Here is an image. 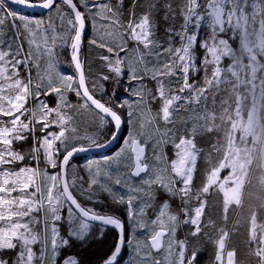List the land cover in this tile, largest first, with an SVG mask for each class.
<instances>
[{
    "label": "trees",
    "instance_id": "16d2710c",
    "mask_svg": "<svg viewBox=\"0 0 264 264\" xmlns=\"http://www.w3.org/2000/svg\"><path fill=\"white\" fill-rule=\"evenodd\" d=\"M26 1L41 3L46 0ZM73 1L85 15L88 23L82 59L89 89L99 101L115 110L123 118L126 127L124 138L128 133L131 117V108L125 100V97H130V93L125 90V87L135 80L127 79L128 70H125L121 80L115 76L110 67V60L114 56L121 58L122 51L119 47L91 35L92 18L89 6L97 10V2L107 3L110 10L120 19L124 36L130 46L135 45L134 31L138 29L142 21H147L151 41L160 51L162 58L169 60L172 56L176 60L174 72L147 78L146 81L150 88L152 109L160 112L163 102L159 97V84L162 79L175 78L172 81L162 82V85L167 82L174 84V89L170 93H176L179 96V102L176 105L178 115L176 113L175 138H170L165 147L168 161L171 162L177 157L182 140L192 144L197 153L190 183H184L181 176L175 175L177 190L183 192L182 197H171L161 190L152 208L155 212L163 202L169 201L182 218V229L179 230L178 237L185 248L183 264H221L219 260L221 253H230L233 264H264V154L261 147L250 163L237 201L228 202L225 192L217 182L208 185L212 166H218L224 161L228 147L230 148L232 144L233 127L237 122L238 112L244 118L248 117L257 95L252 87L249 73L246 75L247 79L242 81L241 77L229 67V57H225L224 62L218 59L222 40L228 41L234 50H238L241 43L240 34L238 32L232 34L226 27L216 23L211 13L215 0H84L88 10L83 5V0ZM248 2L246 12L251 13L252 30L256 32L262 26L259 23L264 12L257 14L252 5V2L256 4V1ZM57 4H61L69 14L74 24V31L69 42L64 41V46L57 44L54 40L58 62L56 67H60V71L71 72L79 91L77 94L73 90L68 93L64 85L49 84L44 81L41 85L33 83L30 89L32 100H30V91L27 90L25 107L22 111L14 115L9 112L16 109L1 112L0 169L32 167L34 172L37 169L40 170L43 176L47 165L48 170L58 173L60 178L61 161L68 151L62 149L64 140L56 139V157L53 166L45 161L47 154L44 141L54 140L51 134L57 133L60 127L66 129L67 137L73 108L85 101L71 59L76 22L69 7L61 2H57L48 12L40 14L19 11L8 3L14 13H24L33 17L45 16L55 10ZM236 6L238 8L239 4L236 3ZM234 8L233 5H228V13ZM258 8L264 11V0H260ZM53 23L60 26L59 21ZM19 26L21 27V24ZM22 32L21 36L15 31L17 39L14 37L12 43L18 52L16 54L17 69L26 74V64L22 60L23 55L24 57L26 55L25 49V53L22 51V45L27 49L24 37L26 32L23 29ZM188 49L191 52L186 57L184 54ZM120 60L123 61V59ZM260 61L262 69L259 72V78L264 81V55H260ZM220 68L222 71L219 76ZM37 91L38 97L35 94L38 93ZM262 91L263 99L259 111L264 124V83ZM63 93L67 94L63 95ZM153 98L156 100L154 101ZM41 101L42 108H40ZM66 104L70 105L69 108H65ZM6 105L11 107L9 103ZM57 109L60 111L63 109L60 113L66 116V122L63 124L62 119L58 118L60 113L56 114ZM113 132L114 125L107 121L98 136L99 144L105 143ZM34 146L37 147V154ZM9 153L13 157L9 156ZM14 154L20 156L21 160ZM88 157L92 156H81L70 162L69 180L71 163L78 159L83 163ZM37 174L39 176L38 172ZM37 179L41 181L39 177ZM9 186L12 185L9 184L6 190L3 185L6 193H0L7 200V205L0 207V212L4 215L18 209L20 213L0 217V264H30L31 259L27 256L31 254L30 249L33 248L31 239L33 242L35 238L40 242L43 240L44 219L47 224H53L56 229H59L58 238L66 241L65 249L62 248V244L56 249V264H64L67 260L71 264H103L114 253L118 241V234L115 231L91 224L86 237L79 239L72 233L73 228L78 229L80 224L74 216L81 221L82 219L75 213L69 214L67 207L53 208V205L44 204L50 200L53 203L58 197L61 202H65L61 182L59 184L61 192L55 191L57 187L55 185L52 186V193L44 186L46 200L43 206L46 211L39 209L38 202L43 192L39 193L38 185L37 187L33 185L25 195L19 194L20 197L18 194L14 195ZM71 189L84 207L92 206L103 212L98 215H113L123 220L128 238L130 216L126 209L127 205L119 203L120 201L116 198L101 190L90 193V198L87 199L75 191L73 186ZM9 197H11L10 201H8ZM28 200H31V205L27 203ZM26 207L29 213L23 214L22 210ZM59 213L62 216L60 219L57 218ZM29 227L32 229L30 233ZM48 235L51 236L50 233ZM36 247L35 253L39 254L33 257V262L40 264L42 253L38 249V244ZM129 249L126 248L118 264L126 260ZM190 258L191 263H189Z\"/></svg>",
    "mask_w": 264,
    "mask_h": 264
},
{
    "label": "rangeland",
    "instance_id": "374dc122",
    "mask_svg": "<svg viewBox=\"0 0 264 264\" xmlns=\"http://www.w3.org/2000/svg\"><path fill=\"white\" fill-rule=\"evenodd\" d=\"M248 1L215 0L211 7L214 19L216 13L222 11L224 14L222 27H226L227 31L232 34L238 32L241 39L238 50H234L228 41L222 40L218 53L219 61L224 62V58L229 57V67L241 77L242 81L247 79L246 75L249 73L252 87L257 94L248 117L244 118L238 112V119L233 127L232 144L230 148L228 147L224 161L218 166H212L211 168L208 185H213L217 182L225 192L228 202L238 200L250 163H252V159L260 147L264 154V124L259 111V106L263 99L262 90L264 83L263 79L259 78V72L262 69L260 55H264V15L260 18L259 23L262 26H260L258 31L254 32L252 30L253 21L251 13L246 12V8L249 5ZM255 1L256 4L252 2V5L255 7L256 13L263 14L264 11L258 8L260 0ZM5 3L8 5L6 1ZM236 3L239 4L238 8ZM83 5L88 10V5L84 0ZM228 5L235 7L229 13L227 10ZM89 8L92 18L91 35L119 47L122 51L121 58L114 56L110 60V67L115 76L121 80L125 70H128L127 79L135 81L125 87V90L130 93V97H125V100L131 108V117L128 133L121 145L108 155L88 157L83 163L79 164L72 162L70 167V184L74 187L75 191L87 199L90 198V193L101 190L116 198L120 201L119 203L127 205L126 209L129 211L130 216L127 247L130 249L126 260L120 264H183L185 248L178 237V232L182 229V218L173 209L169 201L163 202L155 212L152 211V208L161 190L171 197H182L183 192H178L177 190L178 186L175 175L181 176L184 183H190L193 178L192 173L195 168L197 153L192 144L186 140H182L177 157L171 162L168 161L165 147L170 138H175V127L177 124L176 105L179 102V96L176 93H170L174 89V84L167 82L162 85V82L165 80L172 81L175 78L162 79L159 84V97H161L163 102L160 112L152 109L150 88L146 81L147 78L174 72L176 60L172 56L169 60L162 58L160 51L154 47L151 41V33L147 21H142L138 29L134 31L135 45L130 46L129 41L124 36L120 19L110 10L107 3L97 2V10L91 6ZM11 13L13 16L10 18L0 8V19L6 20L10 18V20H14L18 28H20L19 24H21V29L26 32L25 42L29 46L31 44L34 45V48L30 50L29 57L27 55L25 57L23 55L22 57V60L26 64L25 74L15 67L9 68L12 58L15 57L14 64L17 56L8 52L3 42L0 43V89L4 91L0 94V113H5L7 109L22 111L25 107V94L27 90L30 91L33 83L41 85L42 81H44L49 84L64 85L66 92L70 93V90L74 89L75 94H77L79 89L74 78L71 76V72L60 71V67H56L58 62L55 54L54 40H56L57 44L64 46V41L68 43L74 31V24L65 8L61 4H57L55 10L43 17H33L24 13H14L13 11ZM35 21H40L38 29H36L40 32L41 29L39 27L42 23H46L49 35L52 37H50V41L43 37L38 38L39 34H37V37L31 35V28L28 22ZM55 21H59L60 26L54 24L53 22ZM16 33L17 35H21L17 27ZM34 38L39 39L36 43L38 47L33 43ZM51 39L54 40L51 42ZM6 41L8 39H5ZM22 51L24 52L23 45ZM190 52L191 50L188 49L184 56L188 57ZM120 59H123V61ZM221 71L220 68L219 76L221 75ZM4 93L8 95L9 100H11L10 102H5ZM153 100L155 101L156 98H153ZM6 103H9L12 108L6 105ZM69 106L66 104L65 108H69ZM42 107L43 103L41 101L40 108ZM58 113H60V110L56 111V114ZM58 118L60 119V117ZM107 121L105 117L94 110L86 101H83L78 107L73 108L68 127L69 135L66 138L59 137L60 133L57 132L51 134L54 140L47 142L44 139L45 152L47 154L45 161L47 164L50 166L54 165L56 139L64 140L62 146L64 151H69L75 147H96L101 145L98 142V136L104 129ZM65 122L66 116L64 115L62 124ZM135 141L145 146L148 151L143 160V163L148 166V171L139 177L132 175L134 168L132 147ZM14 155L21 160L20 156ZM9 156L13 157L10 153ZM37 170L34 172L32 167L20 169L6 167L5 169H0V193H6L7 186L11 184L12 186L9 187L12 188L14 195L18 194V197H20L28 193L27 191L33 185L36 187L38 185L39 193L43 192L38 202L39 209L46 211L45 206H43V202L46 200L43 188L44 186L47 187V190H50V193H52V186L54 187L55 185L57 186L55 191L61 192L59 190L60 178L58 173L49 171L47 165L44 168L43 176L40 170ZM36 171L39 173V176ZM36 175L41 181L36 178ZM3 185H5L6 190L3 188ZM10 198L8 201H10ZM27 203L31 205V200H28ZM128 203H130L131 207H129ZM6 205L7 200L0 195V207ZM64 205L67 207L66 202ZM86 208L93 214L103 213L92 206H86ZM66 209L70 212L69 208ZM22 212L23 214L29 213L28 208L26 207ZM18 213H20L18 209L4 215L0 212V217H9ZM61 217L59 213L57 218L60 219ZM74 219H77L79 221L78 224H80L78 229L73 228V236L79 239L85 238L91 224L83 219L81 221L76 216H74ZM44 223L45 227L43 228L45 231L42 229V233L44 232L43 240L40 242V240L35 238L33 242L31 239V246L33 245L32 250L34 251L30 249L31 254L27 256L28 259H31L30 264H37L33 262V257L39 254L35 253L37 244L39 245L38 249H40V253H42L40 264H56V249L62 244V239L58 238L60 230L56 229L53 224H47L45 219ZM158 229L167 230V235L164 237L163 248L155 252L151 248L148 237L149 239L153 237ZM31 231L32 229L29 227L28 232L30 233ZM49 233L51 236L48 235ZM219 260L221 264H233V258L230 253H221ZM190 261L191 258L189 259V263H191Z\"/></svg>",
    "mask_w": 264,
    "mask_h": 264
},
{
    "label": "water",
    "instance_id": "95a60500",
    "mask_svg": "<svg viewBox=\"0 0 264 264\" xmlns=\"http://www.w3.org/2000/svg\"><path fill=\"white\" fill-rule=\"evenodd\" d=\"M12 7L26 13L40 14L51 10L57 2L67 5L75 19L77 30L72 47V62L77 72L78 85L84 100L99 114L105 117L114 125L112 136L103 144L91 147H75L66 152L61 161L60 182L63 194L71 206L72 210L83 220L115 231L118 234V241L114 253L103 264H118L127 248V230L123 220L112 215H98L86 210L74 195L69 180V165L73 158L79 156H96L107 154L115 150L121 143L125 134V124L123 118L112 108L99 101L90 91L83 66L82 49L88 34V23L85 15L73 0H46L45 2L35 3L26 0H6ZM218 25H223L224 14L218 11L215 15ZM63 137V133L59 134ZM134 168L132 175L139 177L148 171V166L143 163L147 154V148L135 141L132 147ZM131 207L130 203H128ZM167 230L158 229L156 234L149 239L151 248L157 252L163 248L164 237Z\"/></svg>",
    "mask_w": 264,
    "mask_h": 264
},
{
    "label": "crops",
    "instance_id": "0c3cea01",
    "mask_svg": "<svg viewBox=\"0 0 264 264\" xmlns=\"http://www.w3.org/2000/svg\"><path fill=\"white\" fill-rule=\"evenodd\" d=\"M14 19V18H13ZM40 21H35V22H28L29 24V27L31 28V35L34 36V37H37V34H39L40 36L38 38H45L47 39L48 41H50V35H49V32L47 30L48 26L46 25V23H42V25L39 27L41 29V32L40 31H37L36 29H38V23ZM22 23V22H21ZM16 27H17V30L20 32L21 36H22V29L21 27L18 28V26L15 24L14 20H10L9 19H0V43L3 42L4 45H5V48L8 52L12 53L13 55H16L18 54L17 52V48L16 47H13V39L14 37L16 38V35H15V31H16ZM26 35H24L25 37ZM38 38H34V42L35 43V46L38 47L36 45V43L39 41ZM52 38V37H51ZM5 39H8V41L5 42ZM17 39V38H16ZM54 39H51V42L53 41ZM34 48V45L31 44V46L27 45V49L26 47L24 48L25 49V52H26V55L27 57H29V54H30V50ZM17 59V58H16ZM15 60V57L12 58V62L9 64V68H13L15 67L17 69V62H15L13 64V61ZM38 90V89H37ZM74 91V89H73ZM4 92L2 89H0V94ZM38 92V91H37ZM37 95V97L39 96V92L38 93H35ZM4 97H5V102H10L11 100H9L8 98V95L4 93ZM26 98V96H25ZM63 99V97H62ZM64 102V101H63ZM21 110H15V111H10L9 113L11 115H14L18 112H20ZM61 112V111H60ZM63 116L64 114L62 115V113H60V118H62V121H63Z\"/></svg>",
    "mask_w": 264,
    "mask_h": 264
},
{
    "label": "flooded vegetation",
    "instance_id": "af4514ba",
    "mask_svg": "<svg viewBox=\"0 0 264 264\" xmlns=\"http://www.w3.org/2000/svg\"><path fill=\"white\" fill-rule=\"evenodd\" d=\"M57 132H59V133H63V137H66V135H67V131H66V129H64L63 127H60L59 129H58V131ZM147 154H148V151H147ZM146 154V155H147ZM79 157H81V156H79ZM78 157H75V158H73L72 160H74V159H77ZM81 160H77L76 162L79 164V163H81L80 162ZM52 190H53V188H52ZM65 197V196H64ZM65 200V202H66V204H67V208H69L70 209V212H68L69 214H72V213H75L73 210H72V208H71V206L69 205V203H68V201L66 200V198L64 199ZM52 201L50 200V202H47L46 203V205L48 204V205H53V208H58V207H60V206H62V209L63 208H65L66 206L64 205V203L65 202H61L60 201V199H59V197H58V199L57 200H55V205L53 204V203H51ZM49 206V207H50ZM83 206V205H82ZM84 207V206H83ZM86 210H87V208L86 207H84ZM76 214V213H75ZM78 216V215H77ZM81 218V217H80ZM82 219V218H81ZM91 224V223H90ZM67 247V245H66V241H62V248L63 249H65ZM64 264H71V262H69L68 260H67V262H65Z\"/></svg>",
    "mask_w": 264,
    "mask_h": 264
},
{
    "label": "built area",
    "instance_id": "2783aa9c",
    "mask_svg": "<svg viewBox=\"0 0 264 264\" xmlns=\"http://www.w3.org/2000/svg\"><path fill=\"white\" fill-rule=\"evenodd\" d=\"M0 6L3 7L6 11H8L10 13L8 5L3 0H0ZM30 100H32L31 90H30ZM32 127H33V134L35 137V133H36L35 132V125L33 124ZM34 151L37 154V147L36 146H34ZM53 203H55V202H53Z\"/></svg>",
    "mask_w": 264,
    "mask_h": 264
},
{
    "label": "clouds",
    "instance_id": "9594fccd",
    "mask_svg": "<svg viewBox=\"0 0 264 264\" xmlns=\"http://www.w3.org/2000/svg\"><path fill=\"white\" fill-rule=\"evenodd\" d=\"M4 2L6 1V0H3ZM7 2V1H6ZM8 3V2H7ZM8 7H9V5H8ZM0 8H2V10H4L5 12H6V14L11 18L12 16H13V14L11 13V8L9 7V9H10V13L8 12V11H6L3 7H1L0 6Z\"/></svg>",
    "mask_w": 264,
    "mask_h": 264
}]
</instances>
